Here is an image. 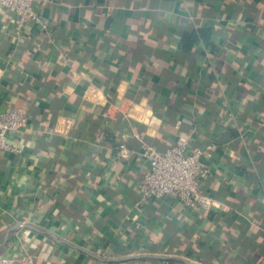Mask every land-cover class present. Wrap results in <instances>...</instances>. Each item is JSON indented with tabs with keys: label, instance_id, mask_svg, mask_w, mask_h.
Segmentation results:
<instances>
[{
	"label": "crops",
	"instance_id": "0c3cea01",
	"mask_svg": "<svg viewBox=\"0 0 264 264\" xmlns=\"http://www.w3.org/2000/svg\"><path fill=\"white\" fill-rule=\"evenodd\" d=\"M39 13L46 29H18L0 10V112L27 114L8 134L20 151L0 150V242L20 223L0 258L264 264V0H49ZM203 25L209 41L183 51L181 32ZM180 136L210 146L218 209L137 204L142 144Z\"/></svg>",
	"mask_w": 264,
	"mask_h": 264
},
{
	"label": "built area",
	"instance_id": "2783aa9c",
	"mask_svg": "<svg viewBox=\"0 0 264 264\" xmlns=\"http://www.w3.org/2000/svg\"><path fill=\"white\" fill-rule=\"evenodd\" d=\"M49 0H0V10L15 14L16 27L33 22L42 29L46 21L39 13V7ZM27 123L26 111L19 107H8L0 112V150L19 152L20 148L8 140L9 133L19 132ZM142 139V135H137ZM209 145L189 149V137L180 136L165 150L159 151L154 145L142 144L139 152L148 160V166L140 180L138 205L150 198L170 197L184 206L198 210H212L220 207L219 201L205 191L204 184L210 175L206 161ZM126 147L119 145V153L125 155ZM27 257V256H26ZM13 258L2 257L0 264H12Z\"/></svg>",
	"mask_w": 264,
	"mask_h": 264
},
{
	"label": "trees",
	"instance_id": "16d2710c",
	"mask_svg": "<svg viewBox=\"0 0 264 264\" xmlns=\"http://www.w3.org/2000/svg\"><path fill=\"white\" fill-rule=\"evenodd\" d=\"M212 33V28L207 25L199 26L194 29H189V30H184L181 32V35L178 38V43L181 47V49L185 52H189L193 45L199 41H204L207 42L209 41L210 35ZM219 213H213L212 215L210 214L211 219H217ZM197 250L195 252L196 258L203 259V256L208 259L210 257V251L207 253L204 251L206 249L205 242H198L197 243ZM209 250V248H207ZM187 254H191L190 249L186 250ZM206 253V255H204Z\"/></svg>",
	"mask_w": 264,
	"mask_h": 264
},
{
	"label": "water",
	"instance_id": "95a60500",
	"mask_svg": "<svg viewBox=\"0 0 264 264\" xmlns=\"http://www.w3.org/2000/svg\"><path fill=\"white\" fill-rule=\"evenodd\" d=\"M19 226H20V223H15V224H13L12 226L8 227L7 230L5 231V234H4V236H3L2 241L0 242V245H4L5 242H6L7 239H8L9 232H10L11 230H13V229L19 227ZM182 260H183L186 264H198L197 262L192 261V260H186V259H184V258H182Z\"/></svg>",
	"mask_w": 264,
	"mask_h": 264
}]
</instances>
